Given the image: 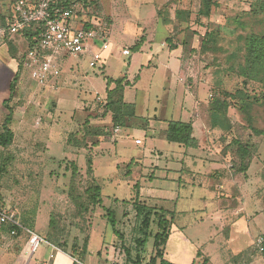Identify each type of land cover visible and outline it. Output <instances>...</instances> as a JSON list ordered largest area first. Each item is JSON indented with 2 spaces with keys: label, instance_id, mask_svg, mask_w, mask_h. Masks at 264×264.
Wrapping results in <instances>:
<instances>
[{
  "label": "rangeland",
  "instance_id": "obj_1",
  "mask_svg": "<svg viewBox=\"0 0 264 264\" xmlns=\"http://www.w3.org/2000/svg\"><path fill=\"white\" fill-rule=\"evenodd\" d=\"M13 1L0 0V28L6 23ZM38 1L27 0L28 3ZM77 1L80 4L85 1L82 10L89 8L93 15H98L99 10L94 5L98 0ZM99 4L100 16L109 17L112 23L111 42L123 39L120 35L123 27L134 25L146 28L148 35L153 26L150 42L145 45L143 54L132 53L128 58L117 54L112 43L110 51L117 56L106 63L105 70L90 68L87 56L75 59L65 55L66 59L58 64L59 76L51 78L45 86L31 79L23 54L26 48L21 51L15 58L18 64L15 89H19V94L11 98L14 120L10 128L14 138L9 147L10 159L5 165L2 161L6 152L0 147L1 205L15 213L27 230L40 236L53 251L55 248L68 255H78L84 264H147L152 237L157 232L156 222L151 213L148 229L142 228V218L132 203L131 197L136 194L132 187L139 183L141 189L148 191L147 187L166 185L168 191L180 195V207L191 209L175 221L177 226L185 224L183 226L187 227L184 235L188 242L182 247L167 246L169 261L179 256L180 248L191 260L197 248L208 251L214 264H248L251 258L263 264L259 240L263 241V246L264 240L257 235L264 233V83L246 71L245 57L247 38L264 35V0H216V6L207 17L196 15L199 0H99ZM176 8L191 13L189 23L177 27L179 34L185 32L181 37L186 46L180 54L181 72L183 76L191 73L192 80H203L194 83L186 94L189 97L191 93L194 96L199 93L201 104L204 110L206 108V112H202L204 125L195 127L194 124V136L199 137L202 150L181 148L189 154L203 152L206 155L204 163L198 162V167L202 172L210 171L209 176L205 177V173L196 176L194 187H178L176 180L180 174L163 173L162 176L155 172L154 177H149L154 166L162 169L178 166L179 147L166 141L163 135L164 119L184 120L177 115L179 97L171 96L167 90L173 76L162 64L154 61L145 64L146 59H151L150 53H158L165 62L169 55L180 53L170 54L167 48L161 47L169 36V29L155 19L156 9H160L159 17L168 19ZM92 20V28H95L98 16ZM22 39L24 45L26 40ZM203 40L204 46L200 49ZM140 63L145 66L137 71ZM136 74L140 78L127 88L125 100L132 102L134 98L140 119L131 118L119 134L112 132L98 148L92 149V138L84 136L83 120L87 115L90 122L92 118H101L102 100L98 101L95 93L100 97L104 95V76L126 75L132 79ZM185 85L188 87L189 81ZM239 93L243 98H227L228 94L238 97ZM217 98L230 103L225 122L231 126L228 130L210 126L207 109ZM243 105L248 106L245 111L241 108ZM4 110L0 116V132L7 114ZM153 115L158 120L151 119ZM147 120L149 129L135 126ZM135 139H140L142 144L135 145ZM238 143L246 147L247 156L236 154ZM88 159L92 160L93 176L101 186V206H93L85 193L93 184L92 172L87 174L86 171ZM132 159L134 162L128 167ZM165 176L167 179L161 182L157 179ZM207 183L216 190L210 189ZM143 200L147 207L159 206L156 200L148 199L146 193ZM216 201L223 207L243 203L247 213L253 215L250 229L251 237L255 238L237 256H234L236 251L248 244L249 238L243 236V239L224 243L215 218L208 215L212 214ZM107 209L115 219V232L106 219ZM213 222L216 226L211 227ZM221 231L223 235L228 232L226 227ZM208 234L213 237L212 243L208 241ZM28 236L27 232L20 233L10 239V244L1 247L22 263L35 259L39 260L38 264L46 262L51 248L43 242L34 254L21 257L23 251H27ZM30 251L28 249V253Z\"/></svg>",
  "mask_w": 264,
  "mask_h": 264
},
{
  "label": "crops",
  "instance_id": "obj_2",
  "mask_svg": "<svg viewBox=\"0 0 264 264\" xmlns=\"http://www.w3.org/2000/svg\"><path fill=\"white\" fill-rule=\"evenodd\" d=\"M74 1H77V0H74ZM37 3H29V5H36ZM94 5L97 6V9L99 10L98 15L97 14L93 15L92 10H90L89 8H87L86 10H82V8H85V4L81 3L79 8L75 11L73 18L69 21L70 26L72 28L90 29V28H92V26L94 27V25L92 24L93 23L92 19H94L95 17L98 16V21L96 23L97 26H95L96 29L95 28L94 29L96 31H100V32L105 33L106 38H107V42L109 43V47L107 50L101 51L99 48L100 42H97V44H91L85 50V52L83 54H81L77 57H72V56H69V57L77 59V58H83V57L87 56L89 58V60H88V66H89V63L91 61H93V56L98 53L100 56V62L98 63L97 67L92 68V69L105 70L106 69V63L109 60H111L113 58V56L115 57V55L117 56V54L120 53L119 54L120 56H122L124 58L126 57V56H123L121 54V50H123V49H127L130 52V55L132 53H134L137 56V53H142V54L144 53V49L147 48L145 45L148 42H150V40H149L151 37L150 35L154 32L153 26L150 30L149 35L146 34L147 29L146 28L142 29V27L140 25L123 27L120 31V35L122 36L123 39H120L117 42L113 43L110 40V28L112 26L111 20L109 17L103 18L102 16H100L101 15V7L99 4V0L96 1L94 3ZM14 6H15V0L13 1V3L11 4V6L9 8V12H8L6 23H5L6 27L4 29H6L10 25V23L12 22L13 16L15 14ZM80 10H82V12ZM159 10L160 9H156V12H155L156 18L155 19L159 20L161 24H164L165 26L168 27V29H169V36L168 37H170V33L172 32V29H173V24L170 21L173 20V15H172V17L168 15L169 16L168 20H170V21H165L162 19V17L158 16ZM174 11H173V13H174ZM99 17H101V18H99ZM151 22H152V20H151ZM20 33H22V32H19L17 34L5 33L3 37H0V116H2V112L4 110L3 102L9 98L10 84H11L15 74L18 72L17 71L18 70L17 69L18 64H17V61L15 58L19 54H21L22 50H24L26 48V51H24V53L22 52L24 54V57H25V54H26L27 50L29 49L28 41L23 36V34H20ZM6 35L9 37L6 38ZM183 36H184V32H182L181 34L178 35V37L176 38V42L172 43L174 45V47H172V48H170V46L166 43V40L164 43H161V47L167 48L170 51V54L173 52H179V51H180V53H178L176 55L174 53H173V55H169L167 57L166 62H165V60H162L160 58L161 56L158 53H156V54L150 53L151 59L149 60V58L146 57L148 59H146L147 61L145 62V64L149 65L150 63H152V61H154L155 63H157V65L162 64L163 67H167L166 70L170 73V74L169 73L168 74L173 76L172 77V85L170 87H168L167 90L171 96L179 97L177 115H179L178 117L180 119H184V120H173V119L166 120V119H164V121L166 123V125H165L166 128L163 131V135H164L165 139H166V130L168 127V123L170 121H180V122L185 121V123L190 122L192 125V136L198 142V147L194 148V149L202 150V147H200L201 141H199V137L197 138L194 136V133H195V129H196L195 128L196 124L200 125V127H202V125H204V123H203L204 121H202V118H203L202 112L203 111L206 112V108L204 110V106L201 104L202 99H200L201 96L199 93L195 96L191 93L188 97L186 94V91L188 90V92H190L189 90L192 88V85H194V83H196L198 81L202 82L203 80L201 78L198 80H192L191 79L192 78L191 73H186L185 76H183V74L181 72L182 63H181V59H180V57H181L180 54L183 51V48H182L183 46L181 45V43H182L181 37H183ZM22 37L25 38V40H26V42L24 44L25 46L23 45V41L21 42V40H23ZM140 39L142 40L140 47L138 48L137 51L133 50L134 45ZM8 43H10L13 46V49H14L13 53L9 52ZM112 43H113V46L115 47V51L117 52V54H115V55L112 51H110ZM66 56H68V55H66ZM147 56H148V54H147ZM128 57H126V58H128ZM65 59H66L65 54L58 55L57 56V64H60V62H63ZM129 65H130V62H128L127 66L129 67ZM143 66H145V65L140 63V67L137 68V71H141ZM155 67H156V64L154 65V68ZM27 68H28V66H27ZM29 71H30V69H29ZM105 78H110L113 80H116L119 78H125V81L128 82V85L124 87L123 100L125 103L132 104L134 106V115H135L134 118L137 120L140 119L139 117H137V114H136V105H135V103H133L135 101L134 98H133L134 101L132 100V102H127V100H125L127 88H129L130 86H133L134 83H137L138 79L140 78L139 75L136 74L132 79H129L126 75H122L118 78H112L109 76H104V82H105L104 95L102 97H100L97 92L95 93L96 99L100 98L103 103H104L103 99H105V97H106V81H105ZM186 81H189V83H190V85L188 87L185 85ZM112 88H113V84L110 85L109 89H112ZM18 92H19V89L18 90L16 89L11 98L12 99L16 98V96L19 94ZM12 99H11V101H12ZM11 101L9 102L10 107L12 105ZM4 111H6V110H4ZM93 116H94V114H92V117ZM87 117H88V115H87ZM86 118H84V119H86ZM151 119H153L154 121L158 120V118L154 115L152 116ZM13 120H14V116L12 118V123H13ZM84 121L85 120H83V122ZM147 122H148V120H147ZM147 122L145 124L142 123V125L136 124L135 126L139 127V128H144L145 130H147V129H149V122L148 123ZM194 124H195V127H194ZM90 126L100 128L101 130H104V133L105 132L108 133V134H105L103 136H100V137L93 139L92 143L98 142V146H96V147L92 146V149L98 148L100 146V144L103 143L102 142L103 139L107 138L109 135L114 133V129H112V124H111V116L109 113L102 115L101 118H96V119L92 118V122H90ZM121 129H124V128H120V130ZM114 134H119V133H114ZM134 144L135 145H141L142 141L140 139H135ZM178 147H179V149H178L179 151L177 152V155H176L177 156L176 160H177L178 166L176 168H172V169H168V168L162 169V168H158V166H154L153 171L149 177H151V178L154 177L153 175L155 172H159L162 176H163V173L164 174H171L172 173L175 175L180 174V177L178 178V180H176L178 182V187H186V186L194 187L195 186L194 181H195L196 176H200L202 173H205V177L209 176L210 171L207 172V170L206 171L204 170L202 172V170H200L198 167L199 163H204V159L206 158V155L203 152H200L198 155L197 154H189L187 152H183V150L181 149V148H185V147H182L180 145H178ZM186 149H188V148H186ZM190 149H192V148H190ZM158 154L161 157V155H162L161 152H158ZM174 157H175V155H174ZM130 162L132 165L134 162L133 159L130 160ZM131 165H130V167H131ZM93 175H94V172H93V163H92V176ZM181 175L185 176L184 179L182 178ZM93 178L98 183L97 179L94 176H93ZM157 179L159 180V182H161V180L167 179V177L166 176L164 178L159 177ZM136 184L138 185L137 189L134 188V186ZM209 184H208V187L210 189L216 190V189H214L215 186H213L212 184L211 185H209ZM198 186H201V185L199 184ZM147 188H149L148 191L141 189V186L139 183H135L132 187L133 191H136V193H138V200L141 203H143L145 206H146V203H145V200H143V193H146V197L148 199L156 200L157 201L156 204L159 205L158 207H150V208H154V209H158V210L162 209V210H165V211L172 213V223L170 226V234L168 236V240H167L165 247H164V259L169 261L167 259V253H166L167 246L171 245L173 247H176V246L182 247L181 246L182 244H184L185 242L186 243L188 242L187 238L184 235V231L187 229V227L183 226L185 224H179L180 226H177L175 221L178 218H180L181 216H183L184 214L187 215L188 212L191 211V209L189 208L188 210H186V209L180 207L179 206V203H180L179 201L181 200L180 195L177 193L171 192V190L168 191V187L166 185H156L153 188H150V187H147ZM216 193L218 194V192H216ZM134 197L132 196L131 198H134ZM221 204H222L221 202L216 201V207L212 210V214H208V215L213 216L215 218L216 224L218 226L219 234H221V236H222L221 238L224 241V243L227 242L229 244L230 242H232L234 240L236 241L238 239H243V236H246L249 238V241H247L249 243L248 244L246 243L241 250H237L236 254L234 252H232V254H235L234 256H237L242 251L246 250L253 243V238H255V237H251V229H250V222L252 221L253 215L247 213V211H246L247 207L243 203L241 204L239 202L238 206H235V207H227V206L223 207ZM167 205H169V207H167ZM214 222H213V225H211V227L216 226V225H214ZM224 227H226L228 230L226 235H223L221 233L222 232L221 230H223ZM23 232H25V231H23ZM259 235L264 240V233L261 232L257 236H259ZM17 237H14V238H17ZM11 238H13V237H9V236L5 235L4 238L0 242V264H9L8 261L12 262L11 264H38L39 260H37V259H35L32 262L26 261L25 263H22L23 261L21 259L19 261H17V258L14 259V257L11 254L7 253V250L4 247H1V245L10 244L11 242H9V241ZM212 239H213V237L210 234H208V241L212 243ZM27 242H26L27 251L26 252L23 251V253L21 255L22 258H24V257L26 258L29 254H32V253H30L31 251L28 253V249H30V248H29ZM46 244L51 248V250L48 253L49 254L48 260L46 262H43L44 264H69V260L66 258L65 255L59 254V253H54L52 246L49 245L47 242H46ZM202 247H203V245H202ZM181 249L182 248H180V251H178V253H177L179 256H177V257L174 256V260H170L169 261L170 263H172V264H202L206 260V264H214L211 262L209 252L206 250L202 251L201 249L195 248V252L192 253V258H191L192 262L190 263L191 260L189 258H186L187 254H186L185 250H181ZM36 251H37V249L34 251V253ZM198 253L200 254V256H197ZM50 255H53V258H50ZM11 256L13 257V259L10 260ZM30 256H32V255H30ZM75 256H78V255H75ZM8 257H9V259H8ZM261 257L264 260V256L262 255ZM31 259H32V257H31ZM31 259L29 258V260H31ZM253 259L251 258V260L248 264H257L255 262V258H253ZM200 260H201V262H200ZM263 264H264V261H263Z\"/></svg>",
  "mask_w": 264,
  "mask_h": 264
},
{
  "label": "trees",
  "instance_id": "obj_3",
  "mask_svg": "<svg viewBox=\"0 0 264 264\" xmlns=\"http://www.w3.org/2000/svg\"><path fill=\"white\" fill-rule=\"evenodd\" d=\"M27 1V0H26ZM72 1L74 0H53L51 4V9L55 8H66ZM28 3V2H27ZM85 4V1H83ZM216 6V0H199V9L196 13L197 16L207 17L211 13V9ZM158 12V16H159ZM191 13L189 11L183 9H175L173 13V20L164 19L165 21H170L173 24L172 32L170 33V37L166 39V43L170 46V48L174 47L172 45V38L176 39L179 35V29L181 23H189ZM4 25L1 28H5ZM42 26L33 25L31 28L25 29L22 33L23 36L29 43V48L33 47L34 40L38 38ZM187 28V27H186ZM185 28V29H186ZM182 33V31H181ZM185 34V32H184ZM141 39L134 45L133 50L137 51L141 45ZM184 46V41L181 43ZM204 40L200 45V49H203ZM186 47V46H184ZM8 49L10 53H13V46L8 43ZM245 69L246 71L252 73L254 75V79L258 82L264 83V35H250L246 41V57H245ZM18 73L15 74L10 87H9V98L3 102V106L7 110V114L3 120L1 125L2 131L0 132V147L5 150V159H3L2 164L5 165L7 160L10 159L9 155V147L13 141L14 134L10 128L12 123V118L14 111L12 107L9 106V102L11 101V97L15 92L16 82H17ZM106 81V97L104 99V103L102 104V115L107 113L111 116V124L112 129L119 127L125 128L128 126V121L133 118L134 115V106L132 104L125 103L123 100V90L124 87L128 85V82L125 81V78H119L116 80L105 78ZM113 84V88L109 89L110 85ZM237 95L228 94L229 100H235L237 98H243L242 93ZM220 97V96H217ZM230 107V103L226 100L217 98L211 101L209 109H207L209 113L210 126L211 128H219L222 130H228L231 128L230 124L226 125L227 119V111ZM246 105H243L241 108L245 111ZM101 115V116H102ZM84 128V136L90 137L93 139L108 134L104 133V130L100 128L90 126L89 117L85 119L83 122ZM166 140L170 143L178 144L185 148H197L198 142L192 136V125L191 123H185L180 121H170L168 123V127L166 130ZM92 146H98V142H93ZM245 153V154H244ZM236 154L240 157L247 156L246 147H242L240 143L237 144ZM239 157V158H240ZM131 165V162L128 164V167ZM72 166V165H71ZM1 168V167H0ZM87 174L92 172V160H87ZM93 184L89 186L85 193L87 194L90 203L93 206H101L102 205V196H101V187L93 178ZM135 189L138 188L136 184L134 186ZM134 208L136 209L137 215L142 218V228L147 230L149 224L152 222L150 216L151 213L155 217L156 229L157 232L152 237V250L151 256L147 260V264H172L166 259H164V247L168 240V236L170 234V226L172 223V213L159 209L158 211L153 208L146 207L143 203L138 200V193H136L135 197L132 201ZM1 206V201H0ZM106 219L112 228L113 232H115V219L113 214L108 209L105 210ZM22 228L27 229L22 222L20 221ZM52 219H50L49 226L51 227ZM22 228L17 229V237L24 230ZM145 235V234H144ZM145 240V239H144ZM264 256V252L262 253ZM197 256H200L198 253ZM139 262V260H138ZM202 264H206L204 261Z\"/></svg>",
  "mask_w": 264,
  "mask_h": 264
},
{
  "label": "built area",
  "instance_id": "obj_4",
  "mask_svg": "<svg viewBox=\"0 0 264 264\" xmlns=\"http://www.w3.org/2000/svg\"><path fill=\"white\" fill-rule=\"evenodd\" d=\"M53 0H39L36 5H29L26 0H15V14L10 25L4 29L0 28V37L5 33L17 34L33 25L42 26L33 47L25 54L26 65L30 69L31 79L39 86H44L51 78L60 74L57 64V56L65 54L77 57L85 52L91 44L99 43L101 51L107 50L109 43L104 32L96 31L94 28H72L69 21L73 18L80 3L72 1L66 8L51 9ZM123 56L128 57L127 49L121 50ZM100 62L99 54L93 56L89 63L90 68H95ZM100 101V98H97ZM103 104V102H102ZM120 132V128H114V133ZM22 228L15 213L0 206V242L5 235L15 237L17 229ZM28 246L31 253L38 248L40 243H46L40 236L27 231ZM259 251L264 252L263 241L259 240ZM54 253L63 254L69 260V264H84L78 256L68 255L54 248ZM53 258V255H50Z\"/></svg>",
  "mask_w": 264,
  "mask_h": 264
}]
</instances>
